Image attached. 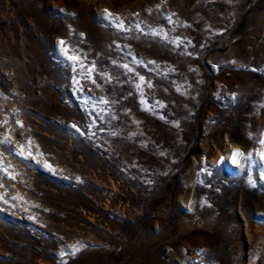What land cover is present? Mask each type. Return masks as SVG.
<instances>
[{
	"label": "rangeland",
	"instance_id": "374dc122",
	"mask_svg": "<svg viewBox=\"0 0 264 264\" xmlns=\"http://www.w3.org/2000/svg\"><path fill=\"white\" fill-rule=\"evenodd\" d=\"M0 264H264V0H0Z\"/></svg>",
	"mask_w": 264,
	"mask_h": 264
},
{
	"label": "snow or ice",
	"instance_id": "6c2138e0",
	"mask_svg": "<svg viewBox=\"0 0 264 264\" xmlns=\"http://www.w3.org/2000/svg\"><path fill=\"white\" fill-rule=\"evenodd\" d=\"M238 155H241L238 151H236V152H234L233 153V156L235 157V156H238ZM235 162V161H234Z\"/></svg>",
	"mask_w": 264,
	"mask_h": 264
}]
</instances>
